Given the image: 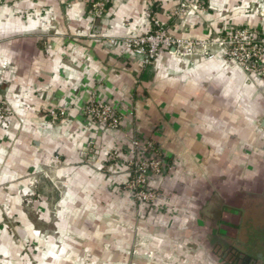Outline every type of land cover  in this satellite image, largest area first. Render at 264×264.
<instances>
[{
  "label": "crops",
  "instance_id": "crops-1",
  "mask_svg": "<svg viewBox=\"0 0 264 264\" xmlns=\"http://www.w3.org/2000/svg\"><path fill=\"white\" fill-rule=\"evenodd\" d=\"M96 1L106 11L92 17ZM183 1L179 16L180 0H0V264H264V80L220 52L145 65L110 43L146 32L152 14L179 38L264 34V0ZM90 97L119 127L82 114ZM55 107L66 116L52 123ZM134 135L167 167L149 177L160 206L145 209L144 231L117 191ZM47 155L62 161L55 178H31Z\"/></svg>",
  "mask_w": 264,
  "mask_h": 264
},
{
  "label": "built area",
  "instance_id": "built-area-1",
  "mask_svg": "<svg viewBox=\"0 0 264 264\" xmlns=\"http://www.w3.org/2000/svg\"><path fill=\"white\" fill-rule=\"evenodd\" d=\"M106 4L96 1L92 6V17L105 13ZM188 4L180 0L176 15H182ZM112 44H120L129 51L140 55L143 64L154 63L163 51L180 58H204L211 60L217 52L222 54L225 64L237 67L249 76L264 80V34L247 27H235L223 34L205 39L179 38L171 35L166 27L161 25L155 14L150 17V28L142 33L123 39H110ZM81 112L94 123H102L110 128L120 125L117 110L109 103L90 97L83 105ZM9 111L0 100V123L7 120ZM49 120L54 123L66 116L63 107L52 108ZM126 160L127 187L135 193L136 198L147 203L155 200L157 191L148 183V175L163 176L165 165L160 149L151 141L140 139L137 135L131 137ZM86 155V153H83ZM119 152H109L110 167ZM113 160V161H112Z\"/></svg>",
  "mask_w": 264,
  "mask_h": 264
},
{
  "label": "rangeland",
  "instance_id": "rangeland-1",
  "mask_svg": "<svg viewBox=\"0 0 264 264\" xmlns=\"http://www.w3.org/2000/svg\"><path fill=\"white\" fill-rule=\"evenodd\" d=\"M112 150H117L119 152L118 149H111L110 151H108L106 153L105 162H106V164L109 167L108 171H107L108 176L115 175V170H114L115 168L114 169L111 168L110 167L111 164L108 162L109 161V158H108L109 152H112ZM83 153H86V150H82V152L79 153V156H80L81 159L85 160L88 157H87V155H84ZM118 160H119V156H118V158H115L114 163L117 162ZM61 165H62V161H61L60 157L53 156V155L52 156L51 155H47L46 158L39 163V166H38L37 170H35L36 172H34L33 174L31 173L30 176H31V178L34 177L33 179H37L38 177L39 178H46V179L55 178V174H56L55 166H61ZM125 165H126V162H125ZM126 171H127V169H126ZM150 175L151 174L148 175V183L149 184H150V178H149ZM128 179L129 178L127 176L126 179L121 181L120 186L118 187L117 191L120 193V195H122V197L129 199L130 201H132L135 204L136 213L137 214H136V219H135V223L133 224V227H134V229H138L139 231H144V228H143L144 226L142 225V219L144 217L142 215H144V211H145V209L147 207H152V208H155V209L157 208V210H158V208L160 206V204L158 202V199L160 197V193H159L157 187L152 186L157 191V195H156L155 200H153L152 202H148V203L146 201H144V200H139V199L136 198L135 193L132 192L129 189V187H127V180ZM150 186H151V184H150ZM120 225L126 226L124 224V222H120ZM146 238H148V237L146 235H144V233L141 234L139 232V234L135 238L136 239V243L137 244H142L146 240ZM58 253H60L59 249H58Z\"/></svg>",
  "mask_w": 264,
  "mask_h": 264
},
{
  "label": "water",
  "instance_id": "water-1",
  "mask_svg": "<svg viewBox=\"0 0 264 264\" xmlns=\"http://www.w3.org/2000/svg\"><path fill=\"white\" fill-rule=\"evenodd\" d=\"M247 263V264H261L260 260H254L248 256L242 255L238 264Z\"/></svg>",
  "mask_w": 264,
  "mask_h": 264
},
{
  "label": "flooded vegetation",
  "instance_id": "flooded-vegetation-1",
  "mask_svg": "<svg viewBox=\"0 0 264 264\" xmlns=\"http://www.w3.org/2000/svg\"><path fill=\"white\" fill-rule=\"evenodd\" d=\"M222 253H223V255H225L226 257H228V250H227V249L224 250ZM235 263H236V262H235ZM236 264H238V262H237Z\"/></svg>",
  "mask_w": 264,
  "mask_h": 264
}]
</instances>
